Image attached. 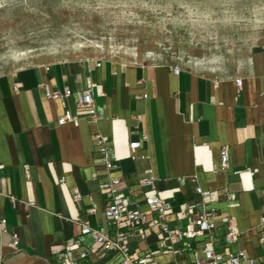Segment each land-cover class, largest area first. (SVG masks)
I'll use <instances>...</instances> for the list:
<instances>
[{"label": "crops", "instance_id": "0c3cea01", "mask_svg": "<svg viewBox=\"0 0 264 264\" xmlns=\"http://www.w3.org/2000/svg\"><path fill=\"white\" fill-rule=\"evenodd\" d=\"M174 65L180 66L177 74ZM235 78L242 79L240 86ZM44 86L52 92L92 87L99 119L91 123L71 96L49 98ZM66 114L76 119L59 125ZM95 132L106 137L118 162L110 173L120 179L115 194L131 190L145 210L142 195L156 192L170 207L168 219L179 215L182 203L200 201L191 179L203 189L233 194L230 201L208 204L219 211L222 233V216L243 232L227 251L261 253L255 230L264 213L263 52L254 65L232 69L95 56L1 73L0 219L7 232H0V264H57L70 239L94 250L82 264H119L117 255L101 254L81 235L77 222L112 232L104 215L107 190L99 186L108 176L95 162ZM140 138V147L130 148ZM221 149L229 157L224 169ZM146 178L154 180V189L141 187ZM156 230L150 227L144 241L130 239V251L147 245L155 250ZM11 232L19 237L15 248ZM171 260L169 254L157 256L160 264Z\"/></svg>", "mask_w": 264, "mask_h": 264}, {"label": "rangeland", "instance_id": "374dc122", "mask_svg": "<svg viewBox=\"0 0 264 264\" xmlns=\"http://www.w3.org/2000/svg\"><path fill=\"white\" fill-rule=\"evenodd\" d=\"M262 52L264 0H0V74L95 56L232 69Z\"/></svg>", "mask_w": 264, "mask_h": 264}, {"label": "built area", "instance_id": "2783aa9c", "mask_svg": "<svg viewBox=\"0 0 264 264\" xmlns=\"http://www.w3.org/2000/svg\"><path fill=\"white\" fill-rule=\"evenodd\" d=\"M101 60L97 61V65L101 64ZM172 71L175 74L179 73L180 66L174 65ZM234 81L237 86H240L242 79L235 78ZM217 86L215 84V87ZM44 89L45 94L51 99L73 97L76 107L83 111V115L91 123L99 119L92 87L81 91L66 89L52 92L46 86ZM135 118L139 122L141 116L137 115ZM75 119L66 114L59 117L57 122L63 125ZM93 141L99 153L95 162L102 164L108 176V180L102 181L99 186L107 190L104 215L107 223L112 227V232H106L102 226H90L80 220L77 222L81 227V235L90 237L101 254L117 255L120 259L119 264H160L157 256L165 254L172 257L171 262L167 264H264V213L261 214L255 230L261 253L250 256L246 250L227 251L228 247L237 243L243 232L237 229L230 216H222L219 218L225 225V232L222 233L215 219L219 211L209 208L208 204L219 198L230 201L233 194L203 189L195 179H191L193 190L200 196V201L193 204L182 203L179 215L175 218H167L170 207L156 192L142 195L141 203L146 206V209L142 210L139 206L140 202L132 198L131 190H128L126 194L114 192L120 179L110 177V173L118 169V162L109 141L99 132L93 133ZM140 145L141 138L129 142L130 148H138ZM219 155L220 167L224 169L229 161L227 151L221 149ZM140 184L142 188L154 189L152 178L143 179ZM73 197L78 200L81 194L76 192ZM10 200L14 203L15 197L10 196ZM152 226L157 227L155 250L147 245L144 249L131 252L129 240L144 241L147 231ZM0 232H7L6 220L3 218L0 219ZM10 235L15 248L19 244V237L13 232ZM75 252H77L76 255H74ZM92 253H94L92 248L78 247L75 240L70 239L57 253L56 262L57 264H82Z\"/></svg>", "mask_w": 264, "mask_h": 264}, {"label": "bare ground", "instance_id": "6f19581e", "mask_svg": "<svg viewBox=\"0 0 264 264\" xmlns=\"http://www.w3.org/2000/svg\"><path fill=\"white\" fill-rule=\"evenodd\" d=\"M79 46L81 47V48H83V47H87L86 45H84V44H79ZM73 47V46H72ZM29 53H18V52H16L15 51V53H14V55H13V58H14V60H16V61H25V60H28L30 57H29V55H28ZM253 60V59H252ZM254 63V62H253Z\"/></svg>", "mask_w": 264, "mask_h": 264}]
</instances>
